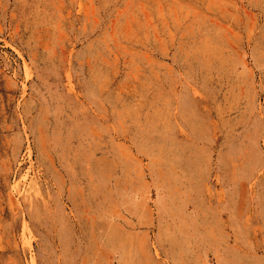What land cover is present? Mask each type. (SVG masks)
I'll use <instances>...</instances> for the list:
<instances>
[{"label":"rangeland","instance_id":"obj_1","mask_svg":"<svg viewBox=\"0 0 264 264\" xmlns=\"http://www.w3.org/2000/svg\"><path fill=\"white\" fill-rule=\"evenodd\" d=\"M0 264H264V0H0Z\"/></svg>","mask_w":264,"mask_h":264},{"label":"crops","instance_id":"obj_2","mask_svg":"<svg viewBox=\"0 0 264 264\" xmlns=\"http://www.w3.org/2000/svg\"><path fill=\"white\" fill-rule=\"evenodd\" d=\"M212 172L214 173L213 176L216 177V175H222V178H223V187H227L228 185L225 184V173L222 169L220 170H216L215 168L212 169ZM215 179V178H214ZM220 204V198H218L216 201H212V205L211 206V210H213L214 212H216L218 210V206L214 207L215 205H219Z\"/></svg>","mask_w":264,"mask_h":264}]
</instances>
